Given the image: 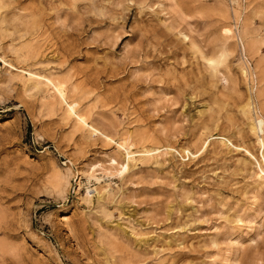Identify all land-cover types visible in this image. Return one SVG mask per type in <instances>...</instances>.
<instances>
[{
	"label": "rangeland",
	"instance_id": "374dc122",
	"mask_svg": "<svg viewBox=\"0 0 264 264\" xmlns=\"http://www.w3.org/2000/svg\"><path fill=\"white\" fill-rule=\"evenodd\" d=\"M0 264H264V0H0Z\"/></svg>",
	"mask_w": 264,
	"mask_h": 264
},
{
	"label": "bare ground",
	"instance_id": "6f19581e",
	"mask_svg": "<svg viewBox=\"0 0 264 264\" xmlns=\"http://www.w3.org/2000/svg\"><path fill=\"white\" fill-rule=\"evenodd\" d=\"M67 219V217H64V219L63 220H66Z\"/></svg>",
	"mask_w": 264,
	"mask_h": 264
}]
</instances>
